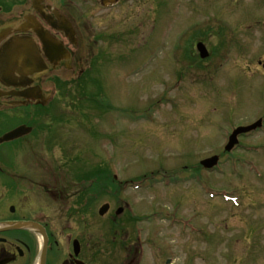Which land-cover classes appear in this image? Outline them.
I'll return each instance as SVG.
<instances>
[{
  "label": "rangeland",
  "instance_id": "374dc122",
  "mask_svg": "<svg viewBox=\"0 0 264 264\" xmlns=\"http://www.w3.org/2000/svg\"><path fill=\"white\" fill-rule=\"evenodd\" d=\"M91 1L86 10L92 30L86 29V39L93 48L85 56L86 79L58 82L55 91L52 83L43 86L52 97L44 110H37V121L47 124L46 143L44 131L32 136L36 155L57 166L63 163L67 175L71 167L82 170L83 180H63L72 187L62 205L38 189L37 214L48 218L62 242L81 237L84 250L96 251L98 264L123 262L125 244L135 232L143 244L140 264H264L263 161L243 153L262 173L260 179L249 165L238 166V174L229 163L231 175L219 172L225 167L221 160L216 173L200 162L221 151L222 113L262 104L264 73L250 81L248 73L236 71L238 57L223 65L221 58L224 44L237 42L244 59L240 65L254 70L256 60H264V29L241 28L252 14L246 24L264 26V0H119L108 9ZM200 37L211 50L205 62L192 61L189 54L196 52L198 40L193 41ZM231 80L239 86H230ZM261 132L253 134L252 143L264 141ZM64 155L72 160L61 159ZM193 174L216 192L237 189L232 195L240 197L239 206L223 195L211 199L203 194ZM52 177L61 184L58 174ZM80 185L88 205L74 214L72 188ZM96 185L100 193L93 197ZM103 203L111 209L100 217ZM61 207L67 209L62 217ZM118 207L122 212L115 215Z\"/></svg>",
  "mask_w": 264,
  "mask_h": 264
},
{
  "label": "flooded vegetation",
  "instance_id": "af4514ba",
  "mask_svg": "<svg viewBox=\"0 0 264 264\" xmlns=\"http://www.w3.org/2000/svg\"><path fill=\"white\" fill-rule=\"evenodd\" d=\"M90 2L92 1L0 0V67L3 64L6 66L5 70L0 69V138L18 126L24 125L30 128L27 135L0 142V264H98L96 251L84 250L81 237L75 239L79 246L75 252L73 239L70 241L68 238L66 242L59 240L57 235L52 232L48 218L37 214L36 192L38 189H42L41 193L44 195L53 194V199L56 202L60 201L62 205L65 194L72 187L64 184L63 180L69 178L73 183L82 182L83 177L80 169L71 167L70 171L68 170L70 175H67L63 163L57 166L44 155H36L32 137L34 134L44 131L43 141L46 143L45 126L47 124L44 126L43 122L37 121L40 117L37 116V110H44L46 108L44 106H47L51 100L49 96L46 104L43 103V95L50 94L42 92L43 86L52 83L51 87L55 91L58 82L86 79L89 66L85 65V61H87L85 56H91L93 48L89 46L86 39V29L92 28V17L89 16V12L87 15L86 10ZM97 2L99 3V0ZM253 17V14L244 17V26H241L243 30L252 32V29L258 31L264 29V26L261 28L257 24L258 21L246 24V22L252 21ZM195 40L198 41L195 42ZM199 41L204 42L202 37L195 38L194 46ZM224 45L226 48L222 51L224 56L221 58V65L230 62L232 56H236L238 58L234 62V67L236 71L241 72L240 74L248 73L250 81L257 74L263 75V59H257L254 70H251L248 64L240 65V60L244 59L239 57L242 55L239 43L233 42ZM246 45L244 44V47ZM207 50L208 56L204 59L199 57L197 50L189 52L193 56L190 59L192 61L197 59L198 61H208L211 50ZM247 61L249 62V59ZM207 71L209 72L210 68ZM262 79L264 78L262 77ZM229 84H231L230 86H239L235 80H231ZM250 84L251 82L247 84L248 88L252 87ZM232 88L229 92H235ZM37 90H39V94ZM263 91L264 88L261 90L262 104L258 107L246 111L230 109L227 115L222 113L225 126L220 127V130L223 131L225 137L219 142L220 153H215L218 155V163L221 160L222 165L225 166L220 169V172H230L233 175L234 172L228 168L230 163L233 169H237L234 171L238 174H240L238 166L244 168L249 165V170L255 171L254 176L259 179L262 176L254 162L244 159V155L256 154L255 156L264 163V141L258 144L251 142L253 134L260 135L259 131H264ZM237 94L231 97L232 101L236 99ZM38 113L41 115L42 112ZM236 116H241L240 118L243 119L240 122L234 121ZM5 120L12 123L5 126L2 123ZM241 125L256 126L253 130L238 134L235 143L228 148L231 132ZM261 134L264 135V132ZM50 142L51 139H47V143ZM45 155L47 157V154ZM71 158L67 155L61 157L68 161H71ZM57 174L61 184L52 177ZM62 174L65 176L64 179H61ZM111 174L116 178L112 172ZM96 175L97 171L93 172V176ZM91 188L95 194L93 197H97L100 187L96 185ZM72 189L74 201L77 204L74 214H82V205H88V201L83 203L81 197L82 190L84 192L86 188L84 189L80 185ZM104 189L110 190L111 187H104ZM236 190L232 189V192L235 193ZM238 199H240L239 196ZM127 206L126 202V209ZM128 211L130 217L134 219L133 213L129 209ZM66 213L67 209L61 207L60 216L62 217ZM116 213L115 215H117ZM75 220L78 221L79 218L76 217ZM133 243L136 244L135 250L132 249ZM140 247L138 235L135 234V238L129 244H125V259L120 264H140ZM109 254L112 255L113 251H110Z\"/></svg>",
  "mask_w": 264,
  "mask_h": 264
},
{
  "label": "water",
  "instance_id": "95a60500",
  "mask_svg": "<svg viewBox=\"0 0 264 264\" xmlns=\"http://www.w3.org/2000/svg\"><path fill=\"white\" fill-rule=\"evenodd\" d=\"M116 1H117V0H101V3H102L103 5H105V6H108V5L114 4ZM197 48H198V50L200 51V56H201V57H205V56H207L206 51H205V48H204L203 45L198 44V45H197ZM0 69H1V70H5V69H6V66L3 64V65L0 67ZM37 93L39 94V90H37ZM36 96L38 97V95H36ZM49 96H50V94H44V95H43L42 100H43V103H44V104H46V102L48 101ZM244 130H245V129H244ZM29 131H30V128H28L27 126H24V125L18 126V127L14 128V129H12L11 131L7 132L6 134H4V135L0 138V142L8 141V140H12V139L19 138V137H21V136H23V135L28 134ZM242 131H243V130H242ZM215 160H216L215 158H213V159H208V160L203 161L202 164H203L204 166H209V165L213 164V163L215 162ZM108 208H109V205H108L107 203H106V204H103V205L99 208V210H98L99 215H104V214L107 212ZM117 213H118V212H117ZM73 246H74V250H75V252H77V250H78V244H77L76 241H74Z\"/></svg>",
  "mask_w": 264,
  "mask_h": 264
}]
</instances>
